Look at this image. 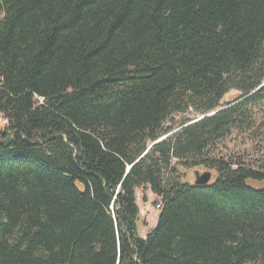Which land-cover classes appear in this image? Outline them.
I'll return each instance as SVG.
<instances>
[{
  "label": "trees",
  "instance_id": "16d2710c",
  "mask_svg": "<svg viewBox=\"0 0 264 264\" xmlns=\"http://www.w3.org/2000/svg\"><path fill=\"white\" fill-rule=\"evenodd\" d=\"M263 101L264 0H0V264H264V171L214 155Z\"/></svg>",
  "mask_w": 264,
  "mask_h": 264
},
{
  "label": "rangeland",
  "instance_id": "374dc122",
  "mask_svg": "<svg viewBox=\"0 0 264 264\" xmlns=\"http://www.w3.org/2000/svg\"><path fill=\"white\" fill-rule=\"evenodd\" d=\"M239 95V92L233 90L225 96L222 103H231ZM250 109L252 115L250 128L244 131L233 130L217 145L214 155L226 161L242 162L248 167L264 171V101ZM188 118L200 120L202 117L196 116V113L191 110L187 114L172 116L165 125L176 128ZM7 125L8 121L0 115V133L7 128ZM180 169L182 173L180 180L183 183L196 184L198 177L205 173L211 174L210 184L215 182L217 178L216 171L204 167ZM260 186L264 188V185ZM136 200L141 213L138 222V233L141 238H145L158 223L160 210L157 208V204L161 200L149 188L136 191Z\"/></svg>",
  "mask_w": 264,
  "mask_h": 264
},
{
  "label": "water",
  "instance_id": "95a60500",
  "mask_svg": "<svg viewBox=\"0 0 264 264\" xmlns=\"http://www.w3.org/2000/svg\"><path fill=\"white\" fill-rule=\"evenodd\" d=\"M210 180H211V174L205 173V174L198 177L197 185H199V186L208 185Z\"/></svg>",
  "mask_w": 264,
  "mask_h": 264
},
{
  "label": "built area",
  "instance_id": "2783aa9c",
  "mask_svg": "<svg viewBox=\"0 0 264 264\" xmlns=\"http://www.w3.org/2000/svg\"><path fill=\"white\" fill-rule=\"evenodd\" d=\"M157 208L160 210V208H161V205H160V204H157Z\"/></svg>",
  "mask_w": 264,
  "mask_h": 264
},
{
  "label": "crops",
  "instance_id": "0c3cea01",
  "mask_svg": "<svg viewBox=\"0 0 264 264\" xmlns=\"http://www.w3.org/2000/svg\"><path fill=\"white\" fill-rule=\"evenodd\" d=\"M139 189H137L136 191H138ZM160 213V212H159ZM159 216V215H158Z\"/></svg>",
  "mask_w": 264,
  "mask_h": 264
}]
</instances>
